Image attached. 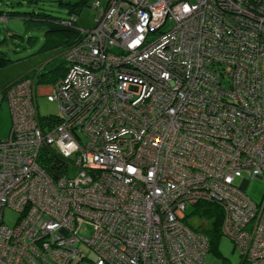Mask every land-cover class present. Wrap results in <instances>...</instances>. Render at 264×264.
<instances>
[{"label": "built area", "instance_id": "obj_1", "mask_svg": "<svg viewBox=\"0 0 264 264\" xmlns=\"http://www.w3.org/2000/svg\"><path fill=\"white\" fill-rule=\"evenodd\" d=\"M94 8L46 94L58 115L41 119L33 78L0 91V264H208L200 203L264 264V192L247 194L264 180V0Z\"/></svg>", "mask_w": 264, "mask_h": 264}, {"label": "rangeland", "instance_id": "obj_2", "mask_svg": "<svg viewBox=\"0 0 264 264\" xmlns=\"http://www.w3.org/2000/svg\"><path fill=\"white\" fill-rule=\"evenodd\" d=\"M21 0H0V11H5L7 14L0 15V22L5 21L2 24H7L9 21L10 28L14 32H21L24 35V39L20 37H15L11 35V32H8L7 26L1 25L0 31V49L5 51L8 57L13 60V63L8 65L7 67L0 70V90H2L6 85H9L14 80L20 78L21 80L30 79L32 80V85L37 84L38 75H34L36 69L41 71H50L60 67L61 64H64L66 67L67 64L64 59L65 52H61L60 50L50 51L45 54H39L38 56H31L35 52L39 51V48L43 44L44 38V30L39 29L38 27H32L30 29H26L25 25H23L22 20H18L19 18H13V13L10 11H20V12H29L32 11L33 8L27 5H18V2ZM63 3L66 2H77L79 0H61ZM60 0H40L37 1L36 5H34V9L36 7L39 9L43 8L47 11H50L51 15L61 18L67 19L69 18L67 8L60 4ZM99 2L102 7H106L109 0H91L90 6H85L81 10L78 16V28L81 29H91L94 25V19L98 15V11L94 8V3ZM10 12V14H9ZM9 14V15H8ZM75 22V18H72L69 25ZM24 31V32H23ZM72 36V35H71ZM34 39V42L31 44V41ZM67 69V67H66ZM68 71V70H66ZM58 72V71H57ZM67 74V72H65ZM38 74V72H37ZM60 81V80H59ZM54 82V85H57L59 82ZM38 106L39 112L41 116H50V115H58L59 108L57 103H53L48 101L47 96L44 94H49L53 89L51 84H42L38 86ZM3 91H7V89H3ZM2 91V92H3ZM11 123V124H10ZM12 125L11 113L9 110L8 102H5L0 108V140L7 137L10 132ZM48 159V158H47ZM243 179L239 180V183L242 182ZM264 192V180L262 179H254L250 181L249 186L247 188V194L254 201H260V198ZM194 208H189L188 213H191ZM15 219V216L12 217ZM13 224L11 220L9 222ZM190 224L193 226H202V220L197 217H192L190 220ZM91 228L87 227V231H83V234L87 237L91 235ZM219 252L221 256H217L214 253H209L207 257V262L210 264H223L222 260L225 258L227 262L231 264H244L242 262V258L237 250H235L234 242L226 236L221 238V243L219 245Z\"/></svg>", "mask_w": 264, "mask_h": 264}, {"label": "trees", "instance_id": "obj_3", "mask_svg": "<svg viewBox=\"0 0 264 264\" xmlns=\"http://www.w3.org/2000/svg\"><path fill=\"white\" fill-rule=\"evenodd\" d=\"M37 1L40 2V0H21L20 2H18V5H24V6L27 5L29 7H32L33 8L32 11H29V12H20L16 10L10 11L11 13L14 14V16H12L13 18H19L18 20L23 21V25H25L26 29H30L32 27H38L39 29L44 30L43 44L39 48V51L35 52L31 56L33 55L38 56L39 54H42V53L45 54L47 52L55 51V50H60L62 53L65 52L67 49L72 47L75 44L76 40L79 38L80 31L82 29L78 28V16L81 10L83 9V7L88 6L91 0H79L77 2H66V3H63L60 0L61 1L60 4L67 8L68 15H69V18L67 19H61V18L55 17L50 14L51 13L50 11H47L43 8L39 9V7L38 8L36 7V9H34L33 6L36 5ZM7 12L0 11V15H3L5 13L7 14ZM72 18H75V22L71 26L69 25V22H71ZM4 22L3 21L0 22V31H1V25L7 26L8 32L12 31L11 32L12 36L20 37L24 39V35L21 34L22 31L14 32L12 28H10L9 21L7 22V24H2ZM33 42H34V39L31 41V44ZM11 63H13V60L10 57H8L5 51L0 49V70L7 67ZM66 67L64 66V64H61L60 67L54 70L50 69V71H47V72L36 69L35 70L36 72L34 73V75L36 76L38 75V80L36 84L37 88L39 85H42V84L44 85L51 84L52 87H54L55 86L54 82H57V80L59 81L65 78L66 76L65 72H67ZM20 81L22 80L18 78L14 80L12 83H10L9 85H6L3 89L5 88L8 89L11 86L16 85ZM3 89L0 91H3ZM38 98H37V103H38ZM53 103H57V102H53ZM52 116L55 117L54 115L41 116V119L42 120L45 118L47 119L48 117L50 118ZM46 151L48 152V150ZM42 161H43V164H42L43 167L48 172H50L51 175L58 174L59 169H57L56 166L52 163L51 155L47 156L45 154ZM192 216L206 220L207 225H204L206 228L202 226V228H198L199 230L197 232L204 233L206 237L209 239V244H210L209 252L214 253L217 256H221L219 252V245L221 243V238L223 237L222 231H221L222 222H223L222 210L214 203H200L197 206H195L194 210L188 215L189 218ZM11 220L12 219L9 218L6 222L10 224L9 222ZM222 262L223 264H231L230 262H227L225 258L222 260Z\"/></svg>", "mask_w": 264, "mask_h": 264}, {"label": "crops", "instance_id": "obj_4", "mask_svg": "<svg viewBox=\"0 0 264 264\" xmlns=\"http://www.w3.org/2000/svg\"><path fill=\"white\" fill-rule=\"evenodd\" d=\"M44 95H46V94H44ZM10 124H11V123H10ZM8 135H9V134H8ZM8 135H7V136H8ZM5 138H6V137H5Z\"/></svg>", "mask_w": 264, "mask_h": 264}]
</instances>
